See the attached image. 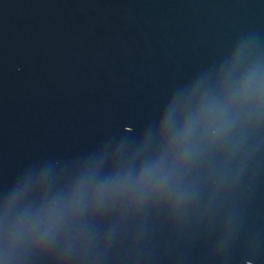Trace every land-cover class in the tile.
Here are the masks:
<instances>
[{
    "label": "water",
    "instance_id": "obj_1",
    "mask_svg": "<svg viewBox=\"0 0 264 264\" xmlns=\"http://www.w3.org/2000/svg\"><path fill=\"white\" fill-rule=\"evenodd\" d=\"M0 264H264V0H0Z\"/></svg>",
    "mask_w": 264,
    "mask_h": 264
}]
</instances>
